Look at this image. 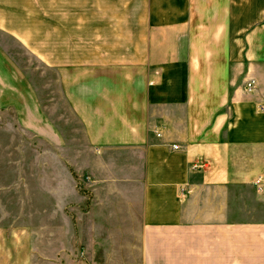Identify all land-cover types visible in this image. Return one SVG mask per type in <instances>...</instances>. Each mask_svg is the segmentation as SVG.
Returning <instances> with one entry per match:
<instances>
[{
  "label": "crops",
  "instance_id": "1",
  "mask_svg": "<svg viewBox=\"0 0 264 264\" xmlns=\"http://www.w3.org/2000/svg\"><path fill=\"white\" fill-rule=\"evenodd\" d=\"M1 119L41 196L4 264H264V0H0Z\"/></svg>",
  "mask_w": 264,
  "mask_h": 264
},
{
  "label": "rangeland",
  "instance_id": "2",
  "mask_svg": "<svg viewBox=\"0 0 264 264\" xmlns=\"http://www.w3.org/2000/svg\"><path fill=\"white\" fill-rule=\"evenodd\" d=\"M26 72L33 78L38 89L41 87L40 68L36 66L35 60L24 58ZM71 121L70 126L75 122L70 115H66ZM8 118V117H7ZM1 119V125L5 123ZM20 133L0 131V225L7 227H18L24 221L39 224L40 215L37 210H30L31 204H39V168L35 162H30L37 148L28 145ZM14 142L17 146H3V143ZM8 245V244H1ZM7 260L3 259L0 253V264ZM35 264H39V260Z\"/></svg>",
  "mask_w": 264,
  "mask_h": 264
}]
</instances>
